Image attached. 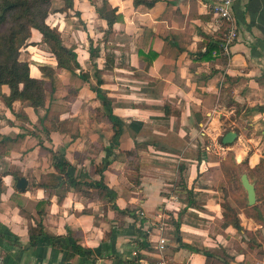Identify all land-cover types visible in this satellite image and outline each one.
<instances>
[{
    "label": "crops",
    "instance_id": "0c3cea01",
    "mask_svg": "<svg viewBox=\"0 0 264 264\" xmlns=\"http://www.w3.org/2000/svg\"><path fill=\"white\" fill-rule=\"evenodd\" d=\"M212 2L160 0L146 9L132 0H108L120 20L106 41V22L96 13L103 0H71L60 18L47 19L64 46L75 49L90 83L58 69L54 58L34 65L21 60L45 86L66 78L68 110L48 119L46 100L37 117L26 103L9 110L0 101V119H7L0 124V254L6 264H143L156 244L160 215L167 216L164 234L174 233L173 219L181 220L182 245L173 234L174 246H165L171 264H264V192L260 199L255 192L259 218L238 209L242 231L223 226L219 162L205 152L221 116L241 113L246 128L235 132L241 146L230 148L234 160L251 169L264 160V0H235V43L227 54L204 59L210 39L221 44ZM90 40L98 49L92 58ZM151 52L157 56L149 63ZM42 66L54 71L51 77ZM95 69L121 123L117 143L90 88ZM223 94L227 103L220 105ZM23 105L28 130L20 132L15 121ZM17 139L29 143L25 159L14 147ZM45 149L52 155L44 170ZM59 155L69 164L65 172L55 167ZM100 166L107 190L88 185L100 179ZM23 176L28 184L21 191L15 184ZM38 225L44 233L31 244L29 231Z\"/></svg>",
    "mask_w": 264,
    "mask_h": 264
},
{
    "label": "trees",
    "instance_id": "16d2710c",
    "mask_svg": "<svg viewBox=\"0 0 264 264\" xmlns=\"http://www.w3.org/2000/svg\"><path fill=\"white\" fill-rule=\"evenodd\" d=\"M158 1L160 0H132L133 6H143L146 9H151ZM64 2V6L58 10L60 13L66 12L72 6L71 0H64ZM51 6L52 0H0V101L9 110L15 102L26 103L35 110L43 108L45 105V81L31 77L29 64L20 60V50L28 44L32 30L38 32L41 43L47 47L51 56L55 59L58 69H64L76 75L85 84L89 85L90 83L89 72L81 67L75 49L64 46L60 32L47 23ZM96 13L99 18L106 22V28L102 36V39L106 41V37L113 33V25L120 18L116 15V8H112L108 0H103L102 7L97 8ZM221 51L219 41L210 39L200 58L211 59L212 55H219ZM97 52V47H94L93 41L90 40V58L96 56ZM149 56L151 58L148 61L151 63L157 55L151 52ZM109 61L107 59L106 63L108 64ZM40 71L45 77H51L54 73L51 68L44 66L40 67ZM94 76L96 85L90 86V88L101 102L104 116L109 121L113 131L111 139L117 143L122 131L121 123L113 115L110 98L100 88L103 82L100 80L97 69H95ZM3 87L7 88V94L3 93ZM133 123H130L131 126ZM220 141L222 143V139ZM125 154L129 155L131 152L125 151ZM54 164L56 169L64 172L69 166L63 155L55 157ZM220 169L224 178L220 187L224 193L220 202L222 225L225 227L232 226L240 232L242 228L238 219V209H242L248 217L255 219H257L256 217L259 218L260 213L257 205L248 206L246 192L241 186L240 178L243 174L247 175L250 183L255 187L257 197L260 199L262 192H264V160H260L251 169L244 161L237 164L233 153L229 151L227 156L221 160ZM97 173L100 175V179L88 185L107 190L102 180V166L98 168ZM65 177L73 183L75 182V179L66 173ZM107 196L110 197L111 201V196L109 194ZM228 199H231L234 205ZM179 227L178 223H174V238L181 246ZM43 233L42 225L31 228L29 231L30 243L35 244Z\"/></svg>",
    "mask_w": 264,
    "mask_h": 264
},
{
    "label": "rangeland",
    "instance_id": "374dc122",
    "mask_svg": "<svg viewBox=\"0 0 264 264\" xmlns=\"http://www.w3.org/2000/svg\"><path fill=\"white\" fill-rule=\"evenodd\" d=\"M64 4H65L64 0H52V6H51L50 14L48 17V21L50 23L54 22V20L56 18H60V16L58 15V14H60V12H58V10L60 8H62L64 6ZM61 18L63 20L68 19V17L63 16V14H62ZM38 38H39L38 34L36 32H33L30 43H28L26 46H24L20 50V60H26L27 62H28V60H30V62L33 65L36 64V62H37L36 60H46V61L53 60L52 59L53 57L51 56L50 52L47 50L46 46L37 41ZM65 74H66V72L64 73V75ZM61 75H63V74L61 73ZM54 78H55V79H53L54 81H52V80H51L52 82L48 81L46 86H45V88H46V102H47L46 105L48 106L47 107V111H48L47 118L48 119L51 116L56 117L64 109L68 110L69 104L71 103L70 97H67L69 95V92H68L67 88L62 85L63 84L62 80L66 79V78H64L63 76L59 77L60 79H57V77H54ZM55 82L57 83V87H59L58 84H61L62 86L60 88L56 89V87L53 85V83H55ZM59 82H61V83H59ZM81 83L82 82H80L79 84H81ZM87 100H88V102L92 101L91 99H87ZM226 103H227V100L223 94L221 96L220 105H223ZM25 108H28V106L23 105V106L17 108V110L19 112V117L16 118L17 121H15V122L17 125L16 128L19 129L20 132H24L23 130H28L24 127L25 120L23 119L24 116H22V114H25L24 113ZM85 110H84L83 115L80 114V116H83V117H81L83 119V121L86 119V117H85L86 111ZM40 111L39 110L34 111V114H35L34 116L37 117L36 114L38 115L40 113ZM240 115H241V113L239 114V116H236V117L231 115L232 117L230 116V119H229V115L228 116H221L218 124H216V126L213 128V130L215 132L212 133V137L211 138L207 137V142H206L207 149L205 152L209 153L210 160L216 161V163L219 162V167L216 165L217 166L216 170H217V174L219 173V170H220L219 174H221V178L217 184V188L221 187V184H223V180H224L222 171L220 169L221 160H223L227 156L228 152L230 151V148H232L233 146L234 147L241 146V144H239L237 142V139H235L231 144H227V145H223L220 142V139L222 136H224L229 131L241 133V134L245 132L246 125H245V122L243 120H239ZM10 118H12V117H10ZM234 119L237 120L235 122V124H230L231 120H234ZM6 122H7V119H5V118L0 119V124L6 123ZM13 122H14V120H13ZM16 141H17V143L15 144L14 147H15L16 151L22 155L23 159H25L28 156L27 153L29 152V149H30L29 143H26V142L22 143L20 139H17ZM35 142H37V140H35L33 143H35ZM38 146H39L38 143L35 144L31 150L34 151V149ZM51 155H52L51 150L45 149V156L48 158L47 159L48 166H46V168L44 167V170L49 169V167H50V164H51L50 156ZM20 162L18 164H20ZM16 163L17 162H14L12 166L16 165ZM47 163H44V164L47 165ZM21 178L25 179L26 177L23 176ZM223 195H224V193L221 190V192H219L218 196L220 199H222ZM228 200L231 201V199H228ZM180 211H182V210H180ZM211 214H213V213L211 212ZM178 219H179L178 223L180 226L181 220H180V218H178ZM175 222L176 221L174 219L172 222H170L172 225V229L174 228ZM212 226L213 225H211V227ZM171 232H172V230L166 231L164 234V237L167 240L166 244L168 245L169 248H172L174 246L173 245V236H172L174 233L171 234Z\"/></svg>",
    "mask_w": 264,
    "mask_h": 264
},
{
    "label": "built area",
    "instance_id": "2783aa9c",
    "mask_svg": "<svg viewBox=\"0 0 264 264\" xmlns=\"http://www.w3.org/2000/svg\"><path fill=\"white\" fill-rule=\"evenodd\" d=\"M235 0H213L209 5V13L215 23L221 30V49L222 52L227 54L231 45L236 41L238 34L235 26L234 17L232 15V5ZM167 216L160 215L156 222L158 229V235L156 244L152 247L153 252L149 258L143 262V264H171L169 258L166 256L165 246L166 238L164 237V231L166 225ZM0 264H6L3 256L0 254Z\"/></svg>",
    "mask_w": 264,
    "mask_h": 264
},
{
    "label": "water",
    "instance_id": "95a60500",
    "mask_svg": "<svg viewBox=\"0 0 264 264\" xmlns=\"http://www.w3.org/2000/svg\"><path fill=\"white\" fill-rule=\"evenodd\" d=\"M236 137L237 134L235 132L232 131L227 132L222 138V144L223 145L231 144L236 139ZM240 181L243 189L246 192L248 205L252 206L256 201L254 186L253 184L250 183L246 174H243L241 176ZM27 184L28 183L24 178H20L19 180H17L16 188L18 190L24 191Z\"/></svg>",
    "mask_w": 264,
    "mask_h": 264
}]
</instances>
